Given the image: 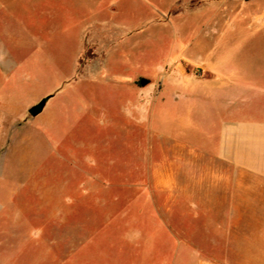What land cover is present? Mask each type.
Listing matches in <instances>:
<instances>
[{"label": "crops", "instance_id": "0c3cea01", "mask_svg": "<svg viewBox=\"0 0 264 264\" xmlns=\"http://www.w3.org/2000/svg\"><path fill=\"white\" fill-rule=\"evenodd\" d=\"M190 1L200 2L188 12L191 34L218 43L198 51L207 58L205 63L189 58L186 65H176L171 79L162 82L150 102L142 81L134 101L133 82H118L129 90L124 91L129 115L146 114L154 103L159 114L172 107L173 119L181 125L175 129L172 146L157 142L145 148V161L124 163V168L140 170L124 184L144 189L124 196L123 209L98 215L103 218L99 228L106 230L110 241L78 244L76 264H237L244 249L253 250L252 264H264V0ZM125 2L96 0L97 19L101 13L116 16ZM0 7H4L1 1ZM81 15L82 11L71 13L65 7L63 18L78 24ZM183 16L178 12L174 18ZM22 40H17L18 47H24ZM0 47L1 74L9 67L10 54L1 42ZM41 98L44 95L14 103L12 96L0 92V173L11 169L22 181L17 187L20 200L25 190L51 200L52 185L41 170L46 167L37 161L39 138L46 145V132L34 126L49 98L38 114H29ZM111 195L97 200L118 199ZM40 210L33 216L45 217V209ZM24 211L19 210L18 216ZM229 250H237L236 256Z\"/></svg>", "mask_w": 264, "mask_h": 264}, {"label": "rangeland", "instance_id": "374dc122", "mask_svg": "<svg viewBox=\"0 0 264 264\" xmlns=\"http://www.w3.org/2000/svg\"><path fill=\"white\" fill-rule=\"evenodd\" d=\"M0 1L4 3L0 42L10 54L8 60H14L1 70V94L12 96L14 103L30 101L34 95L53 96L34 125L46 132V145L39 138L37 161L46 167L41 170L52 185L51 200H41L28 190L21 192L24 200H20L17 187L22 181L11 169L0 173V264H76L78 244L110 241L106 230L99 228L103 218L98 215L123 209L124 196L144 189L124 184L129 175L140 173L124 168V163L145 161V148L157 142L172 146L175 129L181 125L173 119L172 107L159 114L154 103L146 114L129 115L124 95L129 90L118 82H133L134 101L143 80L150 102L162 82L171 79L176 65H186L189 58L205 63L207 58L198 51L218 41L191 34L188 12L199 5L196 1L164 0L160 5L125 0L116 16L99 11L98 19L96 0ZM65 7L71 13L82 11L78 24L65 23ZM161 8L165 12L159 15ZM178 12L184 15L181 19L174 18ZM19 39H25L24 47L17 46ZM108 194L118 199L97 200ZM43 208L45 217L33 216ZM19 210L25 211L18 216ZM249 236L252 239L253 234ZM236 251L229 253L235 257ZM240 251L243 257L237 264H252L253 250Z\"/></svg>", "mask_w": 264, "mask_h": 264}, {"label": "trees", "instance_id": "16d2710c", "mask_svg": "<svg viewBox=\"0 0 264 264\" xmlns=\"http://www.w3.org/2000/svg\"><path fill=\"white\" fill-rule=\"evenodd\" d=\"M45 102H46V98L42 99L40 102H38L37 104H35L34 106H32L29 109V114L30 115H36V114H38L43 109V107L45 105Z\"/></svg>", "mask_w": 264, "mask_h": 264}, {"label": "water", "instance_id": "95a60500", "mask_svg": "<svg viewBox=\"0 0 264 264\" xmlns=\"http://www.w3.org/2000/svg\"><path fill=\"white\" fill-rule=\"evenodd\" d=\"M142 83H144V81L142 80Z\"/></svg>", "mask_w": 264, "mask_h": 264}]
</instances>
